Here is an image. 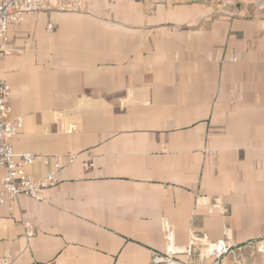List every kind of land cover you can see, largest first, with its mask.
I'll use <instances>...</instances> for the list:
<instances>
[{"label":"crops","instance_id":"0c3cea01","mask_svg":"<svg viewBox=\"0 0 264 264\" xmlns=\"http://www.w3.org/2000/svg\"><path fill=\"white\" fill-rule=\"evenodd\" d=\"M223 1L88 0L10 30L13 148L62 167L39 199L0 205V264H154L164 222L179 249L230 228L221 264H264V10Z\"/></svg>","mask_w":264,"mask_h":264},{"label":"built area","instance_id":"2783aa9c","mask_svg":"<svg viewBox=\"0 0 264 264\" xmlns=\"http://www.w3.org/2000/svg\"><path fill=\"white\" fill-rule=\"evenodd\" d=\"M236 1H223V13L229 15L226 9L235 5ZM87 3L88 0H0V55L10 57L22 53L12 43L9 32L11 29H18L28 17H37L42 13H80L84 12ZM256 7L264 10V0H259ZM48 30L53 33L55 27L49 25ZM229 60L237 62L238 57L234 53ZM11 101V86L0 79V205L12 203L19 196L39 199L45 190L58 183L57 172L62 167L58 156L50 158L33 153L15 152L13 141L22 132L25 119L21 116L11 117ZM75 158V155L69 156L70 161ZM38 160L45 167L53 165V169L40 178H34L27 172V168ZM90 165L92 164H87V166ZM163 231L166 236L167 249L164 256L154 257V264H179L174 257L181 253L196 255L195 264H205L208 259L213 260L211 264H221L227 255L235 253L230 228H226L224 237L216 241L207 236H193L186 249H179L174 245L173 230L168 222H164ZM28 236H32V233ZM250 245L254 248V253L264 255V240ZM10 260L11 257L7 255L3 258L2 264H10Z\"/></svg>","mask_w":264,"mask_h":264}]
</instances>
